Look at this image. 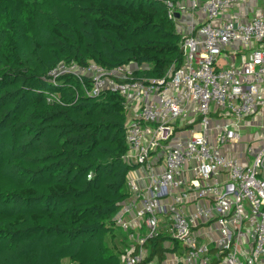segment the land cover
<instances>
[{
  "label": "trees",
  "instance_id": "1",
  "mask_svg": "<svg viewBox=\"0 0 264 264\" xmlns=\"http://www.w3.org/2000/svg\"><path fill=\"white\" fill-rule=\"evenodd\" d=\"M181 42L160 0H0V264H120L124 99L48 71L135 63L159 78Z\"/></svg>",
  "mask_w": 264,
  "mask_h": 264
},
{
  "label": "built area",
  "instance_id": "2",
  "mask_svg": "<svg viewBox=\"0 0 264 264\" xmlns=\"http://www.w3.org/2000/svg\"><path fill=\"white\" fill-rule=\"evenodd\" d=\"M160 1L182 36L180 66L159 78L133 76L135 63L48 71L124 99L120 264H264V0ZM248 126L262 131L255 149Z\"/></svg>",
  "mask_w": 264,
  "mask_h": 264
},
{
  "label": "rangeland",
  "instance_id": "3",
  "mask_svg": "<svg viewBox=\"0 0 264 264\" xmlns=\"http://www.w3.org/2000/svg\"><path fill=\"white\" fill-rule=\"evenodd\" d=\"M222 65H224V63H222ZM262 133V131H259L257 127H252V126H248L244 131L243 134L245 135V140L243 142V145L245 146L247 142L250 141V146L252 147V149H255L256 147H258L259 145V141L256 140V134L257 133ZM240 149H241V140H240ZM115 239L114 240H124L125 242H127V232L121 228V227H116L115 230Z\"/></svg>",
  "mask_w": 264,
  "mask_h": 264
},
{
  "label": "crops",
  "instance_id": "4",
  "mask_svg": "<svg viewBox=\"0 0 264 264\" xmlns=\"http://www.w3.org/2000/svg\"><path fill=\"white\" fill-rule=\"evenodd\" d=\"M250 6V4L248 3V4H245L243 7H242V11L243 12H247V11H250V9H252V7H249ZM241 11V12H242ZM65 262V261H64ZM63 262V263H64Z\"/></svg>",
  "mask_w": 264,
  "mask_h": 264
},
{
  "label": "water",
  "instance_id": "5",
  "mask_svg": "<svg viewBox=\"0 0 264 264\" xmlns=\"http://www.w3.org/2000/svg\"><path fill=\"white\" fill-rule=\"evenodd\" d=\"M176 17H178V14H175Z\"/></svg>",
  "mask_w": 264,
  "mask_h": 264
}]
</instances>
